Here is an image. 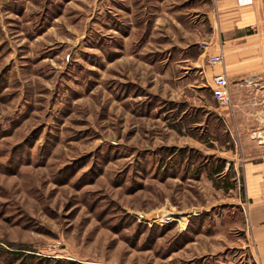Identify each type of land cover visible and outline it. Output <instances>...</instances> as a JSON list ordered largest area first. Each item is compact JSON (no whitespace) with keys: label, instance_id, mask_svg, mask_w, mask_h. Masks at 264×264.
<instances>
[{"label":"rangeland","instance_id":"rangeland-1","mask_svg":"<svg viewBox=\"0 0 264 264\" xmlns=\"http://www.w3.org/2000/svg\"><path fill=\"white\" fill-rule=\"evenodd\" d=\"M213 8L0 0L4 264H255Z\"/></svg>","mask_w":264,"mask_h":264},{"label":"crops","instance_id":"crops-1","mask_svg":"<svg viewBox=\"0 0 264 264\" xmlns=\"http://www.w3.org/2000/svg\"><path fill=\"white\" fill-rule=\"evenodd\" d=\"M213 2L214 33L207 44L213 55H223V64L211 79L224 74L229 82L230 104L221 109L227 133L234 139L232 124L240 143L246 232L255 264H264V0Z\"/></svg>","mask_w":264,"mask_h":264},{"label":"built area","instance_id":"built-area-1","mask_svg":"<svg viewBox=\"0 0 264 264\" xmlns=\"http://www.w3.org/2000/svg\"><path fill=\"white\" fill-rule=\"evenodd\" d=\"M241 5H250L253 0H238ZM205 52H211V46L207 43L203 44ZM208 64L213 67H221L223 64V55L217 54L213 55L210 53L208 55ZM229 82L227 77L224 74L214 75L212 78V97L214 101L219 105L220 108L228 107L230 104V95H229Z\"/></svg>","mask_w":264,"mask_h":264},{"label":"trees","instance_id":"trees-1","mask_svg":"<svg viewBox=\"0 0 264 264\" xmlns=\"http://www.w3.org/2000/svg\"><path fill=\"white\" fill-rule=\"evenodd\" d=\"M226 168V165L224 162H222L221 164H219L215 170V174H221L222 172H224ZM0 264H4V261H3V251L2 249L0 248Z\"/></svg>","mask_w":264,"mask_h":264}]
</instances>
